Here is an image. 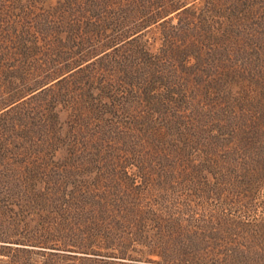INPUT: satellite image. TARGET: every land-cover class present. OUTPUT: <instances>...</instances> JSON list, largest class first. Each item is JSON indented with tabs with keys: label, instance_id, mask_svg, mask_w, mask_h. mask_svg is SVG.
<instances>
[{
	"label": "trees",
	"instance_id": "trees-1",
	"mask_svg": "<svg viewBox=\"0 0 264 264\" xmlns=\"http://www.w3.org/2000/svg\"><path fill=\"white\" fill-rule=\"evenodd\" d=\"M125 5L129 15L106 26L111 2L97 0V16L88 18L97 22L94 36L109 37V43L96 47L91 56L113 47L111 33L122 28L123 44H131L133 54L114 59L120 74L115 80L102 75L82 88L70 114L83 122L95 113L112 116L122 104L141 106L142 121L155 133L143 147L140 144L143 152L166 153L172 147L181 168L161 172L149 158L147 165L124 162L113 143L108 150L101 149L103 144L96 149L91 142L93 150H79L78 134H45L53 131L51 127L30 151L31 157L16 160L23 162L21 166L13 160L16 154L0 151V264H34L30 253L49 255L46 264H54L53 257H88L85 254L133 264H264V95L254 101L233 90L239 76L247 89L257 83L251 57L238 63L234 59L240 54L254 56L256 49L242 47L238 35L256 46L252 26L257 25V10L264 11V0H127ZM12 11L1 8L0 16L7 19ZM29 14L33 15L31 6L13 18L14 27L19 19L25 26ZM151 25L159 30L155 51L135 35ZM41 30H17L11 45L0 46V77L17 79L0 90L2 116L9 105L21 106L23 97L43 91L44 85L69 70L60 72L49 62L37 61L34 70L45 72V81L20 88L30 76L24 67L33 55L27 42L42 47ZM92 45L96 43H78L73 52ZM7 56L19 59L20 68L13 65V70ZM200 62L216 73L205 79V71H194ZM261 63L264 67V59ZM50 68L52 75L47 73ZM169 128L174 130L171 137L162 134ZM57 147L63 148L60 153ZM196 148L204 159L191 165L189 156ZM220 153L222 162L214 159ZM100 162L102 166L96 167ZM222 165L230 167L228 172ZM217 166L211 180L209 172ZM132 244L146 247L145 256H130Z\"/></svg>",
	"mask_w": 264,
	"mask_h": 264
},
{
	"label": "rangeland",
	"instance_id": "rangeland-1",
	"mask_svg": "<svg viewBox=\"0 0 264 264\" xmlns=\"http://www.w3.org/2000/svg\"><path fill=\"white\" fill-rule=\"evenodd\" d=\"M126 1L127 0H110L112 6L111 9H109L110 13L108 17L104 20V22H108L105 23L106 26L118 23L119 17H127L129 15L128 8L125 5ZM187 1L199 2L200 0ZM96 3L97 0H0V9L5 8L11 11L13 10L11 16L7 19H4V17L0 16V46L8 47V45H11L10 41L15 38V35L18 34V31L23 30L24 32H27L40 30L43 28V30H41V32L44 34L43 40L40 38V35L38 36V44H40L42 47H34L29 41L27 42V46L32 48L33 55L29 61L25 62L26 65L24 67L26 71H29L31 78L27 74L26 80L28 82L21 84L20 88L33 86L37 82L36 80L44 79L43 77L45 72L34 70V64L37 61L40 63L49 62L51 66H55V68L62 70L60 72H64L67 68L69 69L65 71L60 77L44 85L43 87L46 86L47 88L43 91L38 92V89L23 97V102L19 103L21 106L18 104L9 105L8 114L5 116H2V112L5 109L0 110V151H4V154H8V152L16 154L14 155L15 159H13L15 163H17L16 160L20 161V159H26L28 156L31 157L32 155L30 151L41 144L42 134L47 131V128L51 127L53 128V131L47 132L45 134H57L61 137L65 134H78V136H76L79 139L77 140L78 142H76V145L79 150H93V147L90 146V142L96 143V149L103 144L101 149L106 148V150H108V146L113 143L116 147H119L120 155L124 162L135 163L137 161L135 164L143 163L147 165V159L149 158L150 161H153L155 168L161 172H167L166 170L170 172L175 168L180 169L181 165H178L179 156L176 155V153L173 151L174 148L172 147L168 146V148L165 149L166 153H161L159 151H157V153L143 152L142 147L146 138L155 133H153L152 129H150L151 126L142 121L141 115L143 113V109L141 106L122 104L114 108V114L112 116L108 115L107 112H102L103 116H101V114L97 115L96 113L91 114L92 116L88 115L87 119H85L83 122L73 119V116L71 115L72 112H74V106L72 105V102L76 99L78 92L82 88L92 85V82L97 81L98 78H104L102 75L108 76L110 79L115 80L117 75L120 76V74L116 72V68L114 67V59L117 58L118 60H122L124 57L128 56L130 53L129 50L133 49L131 44H123L122 39H124V28H122L120 32L118 31L119 33L117 32V34L111 33L113 34V37L109 41L114 40V43L116 44L113 47L108 48L106 50L108 52L103 51L100 54L93 56L96 47L98 48L100 45L107 43L109 39V37H105L104 35L97 37L94 36V32L98 28L96 26L97 22L93 23V20H90L88 17L91 14L93 16H97L95 11ZM203 4L204 3H199V6L203 8ZM29 6H31L33 15L29 14L28 17L25 18V26L23 25V19H19V24L14 27L15 25L13 18H15L22 12V10H25V8H28ZM262 8L263 7L260 9ZM260 9L257 10V15L260 19L258 18L256 20L257 25L252 26V32L256 37V46H252L251 42L245 41L241 34L238 35V40L242 44V47H248L250 49L253 48V50L256 49L253 52L254 56L240 54L237 59H234V63H238L242 58L250 56L251 60L254 61V70L257 76V83L251 89H247L245 87L247 83L244 81V77L239 76L233 85L235 95H242L244 93L243 98L249 95L254 99V101L262 100V95H264V67L261 65V60L264 59V54H262L264 53V11H261ZM203 10L205 9H202V11ZM173 14L174 12H172L170 15ZM176 21L177 20L174 18L173 23ZM21 25L23 26L19 27ZM36 26H39V28L36 29ZM125 28L128 30L127 27ZM158 33L159 30L157 27L151 25L144 28L135 35L138 36L137 38L139 43L141 41H145L150 44L151 49L155 51L157 46L160 44ZM78 43L81 44V46H87L90 43H96V45L83 47V49H85L83 52L75 53L73 51L77 50L75 49V46H78ZM92 52L93 54L91 56ZM104 52L107 53V57L101 60V58L104 56ZM130 54L132 55L133 52ZM8 57L9 56H7L8 61H6L10 64L13 70L20 66L19 59L12 60ZM255 58L261 60H256ZM79 61H83V63L79 66L73 67V64ZM58 62H63V64L56 66ZM191 63H193V59H191ZM13 65H16V67ZM132 69H130L129 73L132 72ZM236 69L238 71H242L243 67L236 66ZM52 70L53 69L50 68V71L47 73L52 75ZM194 71H205V79L216 73L213 69L206 68L203 62L197 64V66L194 68ZM0 78V90H2L4 85L9 87L10 85L8 84L12 82L11 80H17L16 78L11 79V77L8 75H2ZM57 79L60 80L55 82ZM43 81H45V79ZM208 92L211 93L210 91ZM7 96L8 95L6 94L4 97ZM256 115H258V112H256ZM156 122L161 123V121L159 122L158 120H156ZM169 129L164 130V133L162 134H168V136L171 137V134H174V130L171 128ZM38 131H40L39 134H37ZM222 133L226 134L225 131ZM38 135L39 137H37ZM105 142H108L106 143L108 144L107 147H104ZM62 149H58L57 147L56 152L60 153V150ZM40 152L42 151L40 150ZM191 153L192 154L189 156L191 165L202 163V160L204 159L202 152L196 148L193 149ZM140 156H142L143 160L140 159ZM222 157L223 155L220 153L214 156V159H219L220 162H222ZM180 159H184V157H180ZM26 163L27 162H25V164ZM17 164L21 166L23 162L21 165L20 163ZM95 166L101 167L102 162H100L99 165L95 164ZM222 167H224L222 169L224 172H228V170L225 169L230 168L227 165H222ZM219 169L220 166H217L215 168V172H209L211 180L215 179L214 175L219 171ZM131 246L134 247H129L128 249L130 256H145L143 252L146 247L138 244H132ZM99 252L104 251L100 250ZM22 255L27 257L25 254ZM85 255L88 257H51H53L52 260L56 259L54 264L134 263L127 259H101L102 257L98 255H94V257L92 254ZM47 258H50V256L39 253H30L28 256L29 261L34 262V264H46L45 260ZM151 260L159 261L157 257H152ZM135 263L158 264L156 262L144 261Z\"/></svg>",
	"mask_w": 264,
	"mask_h": 264
}]
</instances>
